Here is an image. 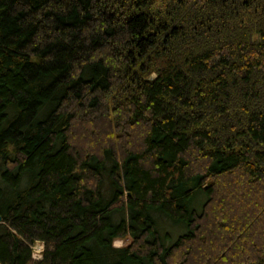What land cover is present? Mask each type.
Segmentation results:
<instances>
[{"label": "trees", "instance_id": "1", "mask_svg": "<svg viewBox=\"0 0 264 264\" xmlns=\"http://www.w3.org/2000/svg\"><path fill=\"white\" fill-rule=\"evenodd\" d=\"M0 218V264H264V0H0Z\"/></svg>", "mask_w": 264, "mask_h": 264}, {"label": "rangeland", "instance_id": "2", "mask_svg": "<svg viewBox=\"0 0 264 264\" xmlns=\"http://www.w3.org/2000/svg\"><path fill=\"white\" fill-rule=\"evenodd\" d=\"M75 125V124H74ZM80 131V128H77L76 127V131ZM72 135V134H71ZM75 136H72L73 138H71V140H70V143H71V145H75L77 148H80V149H82V150H85V149H87V146H88V144L86 145V143H87V141H88V139L87 138H89V135H88V133H84V136L85 137H83V135H81V134H74ZM89 142V141H88ZM89 148V147H88ZM234 181V180H236V178H235V176L233 177V178H229V179H227V178H222L220 181H219V185L221 186V187H223V185H225L224 183H223V181ZM237 181V180H236ZM234 197H232V199H233ZM131 242V238L129 237V238H127V239H120V240H117L116 242H115V246H118V247H123V246H125V245H128L129 243ZM32 247H33V250H34V253H33V257L35 258V259H37V258H41V256H42V252H43V247H44V244L42 243V242H36L35 244H33L32 245Z\"/></svg>", "mask_w": 264, "mask_h": 264}, {"label": "water", "instance_id": "3", "mask_svg": "<svg viewBox=\"0 0 264 264\" xmlns=\"http://www.w3.org/2000/svg\"><path fill=\"white\" fill-rule=\"evenodd\" d=\"M0 220H2V219L0 218Z\"/></svg>", "mask_w": 264, "mask_h": 264}]
</instances>
